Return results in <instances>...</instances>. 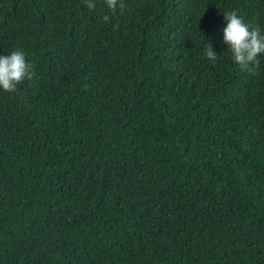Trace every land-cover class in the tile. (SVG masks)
<instances>
[{
  "label": "trees",
  "instance_id": "trees-1",
  "mask_svg": "<svg viewBox=\"0 0 264 264\" xmlns=\"http://www.w3.org/2000/svg\"><path fill=\"white\" fill-rule=\"evenodd\" d=\"M122 2L0 0V264H264V0Z\"/></svg>",
  "mask_w": 264,
  "mask_h": 264
},
{
  "label": "clouds",
  "instance_id": "clouds-1",
  "mask_svg": "<svg viewBox=\"0 0 264 264\" xmlns=\"http://www.w3.org/2000/svg\"><path fill=\"white\" fill-rule=\"evenodd\" d=\"M108 8L113 13L117 6L123 11L126 5L122 0H105ZM84 4L89 11L96 9L95 0H84ZM105 22H109V16L103 17ZM223 19L226 26L223 27V43L228 45L227 52L232 54V58L242 70L249 74H257L260 65L259 56L264 54V32L258 26H250L240 18L236 11H225ZM119 25H114L118 29ZM205 55L216 61L218 54L213 51L211 44L206 46ZM34 65L26 60L22 50H14L10 54L0 55V89L5 92H15L17 86L25 79H31L35 73L32 71Z\"/></svg>",
  "mask_w": 264,
  "mask_h": 264
}]
</instances>
